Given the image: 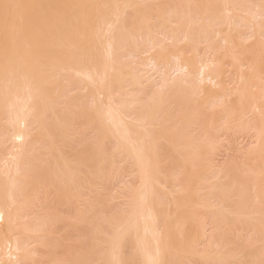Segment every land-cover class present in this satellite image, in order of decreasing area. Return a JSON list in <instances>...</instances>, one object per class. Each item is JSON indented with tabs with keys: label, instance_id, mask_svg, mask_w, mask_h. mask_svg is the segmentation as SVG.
Instances as JSON below:
<instances>
[{
	"label": "bare ground",
	"instance_id": "obj_1",
	"mask_svg": "<svg viewBox=\"0 0 264 264\" xmlns=\"http://www.w3.org/2000/svg\"><path fill=\"white\" fill-rule=\"evenodd\" d=\"M72 117L89 125L85 152ZM230 129L253 131L248 157L232 161L247 179L212 164L226 150L213 133ZM102 176L122 181L120 215L98 217ZM249 179L264 208V0H0V264H264ZM233 231L240 250H261L244 261L220 240Z\"/></svg>",
	"mask_w": 264,
	"mask_h": 264
},
{
	"label": "rangeland",
	"instance_id": "obj_2",
	"mask_svg": "<svg viewBox=\"0 0 264 264\" xmlns=\"http://www.w3.org/2000/svg\"><path fill=\"white\" fill-rule=\"evenodd\" d=\"M251 1H252V0H251ZM256 1H258V0H253V3H255ZM214 27H215V29H218V28H217V25L214 26ZM218 27H219V25H218ZM219 29H221V26H220ZM210 38H211V37H210ZM208 39H209V38H208ZM211 40H212V38H211ZM138 41H139V40L136 41V44L140 45L139 42H141V40H140L139 42H138ZM207 41H210V39L207 40ZM207 41L205 42V45H206V43H208ZM141 43H142V42H141ZM199 43H200V42H199ZM217 43H218V42H217ZM219 43H220V41H219ZM136 44H135V45H136ZM200 44H201V45H200L201 47H202V45H204V44H202V43H200ZM220 44H221V43H220ZM138 45H137V46H138ZM221 45H222V44H221ZM137 46H136V47H137ZM141 46H142V44L140 45V47H141ZM143 46H144V45H143ZM218 46H219V45H218ZM128 47H130L129 49H132V48H131L132 46H128ZM138 47H139V46H138ZM203 47H204V46H203ZM203 47H202V52H204L203 49H205V47H204V48H203ZM141 48H142V47H141ZM198 48L200 49V47H198ZM126 49H128V48H126ZM126 49H125V50H126ZM129 49H128V50H129ZM200 50H201V49H200ZM199 53H201V51H199ZM127 55H128V54H126V55H124V56H127ZM207 64H209V63H207ZM230 76H232V78L234 79V74H233V73H232V75L230 74ZM228 77H229V76H228ZM232 78L230 79L231 81H232ZM231 83H232V82H231ZM150 87H151V86H150ZM152 87H153V89H155L154 86H152ZM152 87H151V88H148V91L151 89V93H152V90H153ZM153 91H154V90H153ZM149 92H150V91H149ZM76 98H77V97H76ZM76 98H75V99H76ZM79 98H80L81 100H80ZM79 98H77L78 101H79V100L82 101V99L84 100V98H85V100H87V98H89L90 100H89V99H88V100H89V101H92V99H91L90 97H87V98H86V96H82V97L79 96ZM89 101H88V103H90ZM82 102H83V101H82ZM82 102H81V104L83 105V107H84L85 109H87V107L90 109V107H91L90 105H88V104L86 103V104L88 105V106H87V105L85 104V101H84L83 103H82ZM86 102H87V101H86ZM92 102H93V101H92ZM79 103H80V102H79ZM84 105H85V106H84ZM91 105H93V104L91 103ZM89 106H90V107H89ZM210 110H212V109L209 108V111H210ZM210 112H212V111H210ZM210 112H208L209 115H211ZM201 113H203L204 116H205L206 118L204 117V118H205V119H204L202 115H201V118H200V116H199V114H198V116H199L198 121L203 122V124H205V125H208L209 123H208V124L206 123V122H207L206 119L209 118V120L211 121V118H212L211 116H212V115H211V116H208L206 110H205V112L203 111V112H201ZM210 117H211V118H210ZM253 117H254V116H253ZM253 117L251 116V120H252ZM78 118L80 119V117H77V118H76V117H72V118H71V121H72V122H73L74 120H75L74 122H76V120H77L76 125H73V126H76V127H74L75 129H73V130H76L77 133H78L79 130H81L80 133H83V132H84L85 134L83 133V135H84V137H86V136H88V135H86V133L89 132V131H87V125H88V123H87V122H83V121H85L86 119H85V118H82L83 121H82V124H81V123H80L81 120L79 121ZM202 118H203L204 120H206V122L203 121ZM253 119H255V117H254ZM209 120H208V122H210ZM251 120L249 119V122H250ZM78 121H79V122H78ZM252 121H253V120H252ZM74 122H73V124H74ZM200 122H198V124H199ZM86 123H87V124H86ZM85 124H86V125H85ZM81 125H82V126H81ZM84 125H85L86 128L83 127ZM196 125H197V124H196ZM199 125H200V124H199ZM205 125H204V126L201 125V126L203 127V128H202V132H203L204 134H205V131H206V130H204V129H205V128H206V129H209V127L207 128V127H205ZM80 127L83 129V132H82V129H81ZM196 127H197V126H196ZM84 128H85L86 130H85ZM198 128H200V127L198 126ZM88 129H89V125H88ZM196 129H197V128H196ZM236 129H237V128H236ZM236 129H233V130L236 131ZM198 130H200V129H197V131H196L197 133H198ZM203 130H204V131H203ZM213 130H214V131H216V130H217V131H220L221 129H219V130H218V129H213ZM213 130H211V131L213 132ZM230 130H231V129H230ZM230 130H228V131L230 132ZM244 130H246V129H243V131H244ZM76 131H74V133H76ZM85 131H86V132H85ZM209 131H210V130H209ZM222 131H223V130H221V132H222ZM240 131H241V129H240ZM240 131H239V132H240ZM246 131H247V130H246ZM248 131H250V130H248ZM192 132H193V130H192L190 133H192ZM196 132L194 131V132L192 133L194 137H195L194 133L196 134V137H197V136H198V137H201V136L203 135L202 132H201V130L199 131V132H200V135L202 134L201 136H200V135H197ZM206 132H207V131H206ZM221 132H217V133L214 132L213 134H215V135H213L212 133L209 132V134H212L213 136H218V137H217L218 140H217V138L214 139V140H216V141H218V142H219V139L222 140V141L219 142V146L222 147V145H223V147L226 149V150H224V149L221 150V149L219 148V149H217V151H216L218 154L213 155L215 152H213V153L211 154V156H213V158L211 157V158H212L211 161L213 162L212 164H214L215 161L217 162V163L215 162V165L220 163V166H221V167H222L221 162L224 163L225 165H227V163H228V165L231 164L232 167H230V166H228V165L225 166V165L223 164V167L225 166L224 168H225V169L227 168L226 171L228 172V174H229V175H232V173L235 172L234 175H236V174H237V171H238V173L240 174V171H241V169L239 170V168L241 167V166H240V165H241L240 162L243 163V162H242L243 160H242V157H241V156H242V155H245V154H246V155L248 154V153H245V152H246L245 150L248 151V148H249V149H250V148H251V149L253 148V147H252V140H255V138L253 139V136H254V135L252 136L253 131H251L252 134H247V135L245 134V132H243V133H242V132L238 133V130L236 131L237 134H240V135L243 134V136L237 135L236 133L233 134V133H232V130H231V134H230V133L228 134L227 130L225 131V132H227V133H226L227 136H226L225 133H224L225 136H223V134H222ZM77 133H76V134H77ZM90 133H91V131H90ZM71 134H72V133H71ZM78 134H79V133H78ZM78 134H77V135H74L75 138H74V136H72L73 134H72L70 137H73V139H76V136H77V139H78V138H81V141H83V140H84L85 142L87 141L88 143H84V141H83V144L85 145V148H86V149H88V148L90 149V145L92 146V143L89 142V140L87 139V137H86V140H85V139H83V137H79L80 134H79V135H78ZM88 134H89V133H88ZM218 134H219V135H218ZM220 134H221L222 136H221ZM81 135H82V134H81ZM81 135H80V136H81ZM85 135H86V136H85ZM228 135H230V136H228ZM248 135H249V136H248ZM89 136H90V135H89ZM91 136H92V133H91ZM203 136H204V135H203ZM209 136H211V135H209ZM245 136H246V137H245ZM247 136H248V137H247ZM196 137H195V138H196ZM198 137H197V139H199ZM219 137H220V138H219ZM232 137H233V138H232ZM241 137H243V138H241ZM251 137H252V138H251ZM91 138H92V137H91ZM91 138H90V139H91ZM209 138H211V137H209ZM225 138H226V139H225ZM61 139H62V138H61ZM77 139H76V140H77ZM211 139H212V138H211ZM223 139H224L225 142L223 141ZM56 140H59V141H57L58 143L62 142V141L60 140V137H58V139L56 138ZM91 140H92V139H91ZM69 141H70L71 143L73 142L72 139L68 140L67 142H66V140H65L67 146L71 145V144L69 143ZM92 141H93V140H92ZM250 141H251V142H250ZM77 142H78L77 146H78L79 143H80V147H81V142H79V139H78ZM77 142L75 141V142H73V143L75 144V143H77ZM67 143H68V144H67ZM73 143H72V144H73ZM213 143H217V142L214 141ZM220 143H222V145H220ZM250 143H251V144H250ZM88 144H89V145H88ZM110 144H111V143H110ZM110 144H109V146H110ZM217 144H218V143H217ZM229 144L231 145L230 147H229ZM254 144H255V143H254ZM254 144H253V146H254ZM75 145H76V144H75ZM84 145H82V147H81V149H83L82 152H85ZM86 145H87V146H86ZM111 145H112V144H111ZM224 145H225L226 147H225ZM37 146H39V145H37ZM37 146H35V148H36ZM71 146H73V145H71ZM71 146H69L70 149H72L73 147L75 148L74 150L72 149L73 151H75V152H80V151H81L80 148L76 151V146H73L72 148H71ZM227 146H228L229 148H227ZM40 147H42V146H40ZM40 147H39V148H40ZM223 147H222V148H223ZM35 148H34V149H35ZM39 148L37 147V149H35V152H36V153H41L42 151H43V152L45 151V148L42 147V149L40 148V150H39ZM110 148H112V147L110 146ZM89 149H88V150H89ZM106 149H107L108 151H110L109 147H107ZM37 150H38V151H37ZM88 150H87V151H88ZM220 150H221L222 152H221ZM223 150H224V152H225L226 154L229 153V152H230V153L226 155V154L223 152ZM228 150H229V151H228ZM39 151H40V152H39ZM226 151H227V152H226ZM244 151H245V152H244ZM250 151H251V150H249L248 152H250ZM219 152H221V153H219ZM242 152H243V154H242ZM244 153H245V154H244ZM223 154H224V155H223ZM246 155H245V156H246ZM214 156H215V157H214ZM245 156H244L243 158L248 157V156H246V157H245ZM240 157H241V158H240ZM214 158H215V159H214ZM213 159H214V160H213ZM249 159H250V158H249ZM229 160H231V161L229 162ZM238 160H239V161H238ZM240 160H241V161H240ZM226 161H227V162H226ZM232 161H234L235 163L238 162V164H240V165L235 164V163L232 162ZM231 162H232V163H231ZM245 162H246V161H245ZM233 163H234V164H233ZM218 166H219V165H218ZM220 166H219V167H220ZM234 166H235V168H236L237 170H236L235 168H233ZM216 167H217V165H216ZM217 168H218V167H217ZM229 168L232 169V170H230V171H231V174H230L229 171H228ZM241 168H242V167H241ZM130 169H131V168H130ZM128 170H129V169H127V172H128ZM243 170H244V171H241V173H242V175H243L241 178L247 179V178L244 176L245 174L243 173V172H245V167L243 168ZM130 171H131V170H130ZM179 171H180L179 169L175 171V172H176V175H180V174L178 173ZM124 172H126V170H125ZM175 172H174V173H175ZM128 173H129V172H128ZM177 173H178V174H177ZM115 174H116V173H115ZM239 174H237V176H239ZM108 175H110V174H108ZM112 175H114V173H112L111 176H112ZM118 175L120 176V177H119L120 180H123V181L125 180V179H122V178H121L122 175H123V173H122V174H116L115 177H117V179H118ZM234 175H232V176H234ZM125 176H126V177H125ZM104 177H105V178H103V176H102L103 180H100V179H101V178H100L99 180H100L101 182L98 181V183L101 184L102 181L109 180V178L107 179V176H104ZM115 177H114V178H115ZM123 177L128 178V177H127V174H124ZM111 178H112V177H111ZM114 178L111 179L112 181L109 180V181H107V182H106V181L103 182V184H102V185L104 186L103 189L101 188L102 185H97V186H99V187L101 188V192H103V191L105 192V193L103 192L104 194L101 193V192H99V193H100V196L103 195V196H102L103 198H102V197H101V198H102L104 201L101 200L99 194H98L99 197H97V198L94 197V196H97L96 194L93 195V198H94L93 200H99V198H100V200H99V201H100V202H99L100 204L98 205V208H96L97 210L100 209V211H96V212L98 213V217H100V215H103V214H101V213H103V212H104V215H106V214H107V215H113V214H114V215H117L116 212H117L118 210H119V214H118V215H120V212L122 213L123 210H124V209H122V207H125V206H123V204L121 203L122 201L119 202V203H121L122 205L117 204V202H118L119 200H117V199L115 198L114 201L117 200V201L115 202L116 204L113 203L114 201H113V196H112V194H113V195L115 194L116 197H118L119 195H118L116 192H114V191H115L116 189H117V191H119V189H118L119 187H117L118 185L122 187V185H120V184L122 183V181H120V182H119V181H115V180L113 181ZM179 178H182V177H181V176H179V177L177 176V179H179ZM239 178H240V177H239ZM251 178H253V177H251ZM115 179H116V178H115ZM249 180H250V181H249ZM249 180L246 181L245 183H249V182L253 183V182H252L253 179H252V181H251V179H249ZM126 181L128 182L129 179H127ZM136 181H137V180H136ZM185 181H187V179H185ZM239 181H240V179H239ZM132 182H133V181H132ZM182 182L185 183L184 180H183ZM228 182H229V180H227V182L225 181V182L223 183L224 186H226L225 183L228 184ZM240 182H241V181H240ZM95 183H96V182H95ZM104 183H105V184H104ZM116 183H117V184H116ZM119 183H120V184H119ZM125 183H126V182H125ZM134 183H135V181H134ZM136 183H137V182H136ZM136 183H135V184H136ZM242 183H244V181H242ZM251 183H249V185L247 184L248 187H246V189L248 190V191H247V197L249 196L250 199L254 197V196L251 195V192H252V189L250 188V186L252 185ZM109 184H111V185H109ZM115 184H116V185H115ZM126 184H127V183H126ZM135 184H133V183L130 184V183H129V185H133L134 187L137 186V184H136V185H135ZM250 184H251V185H250ZM105 185H107V187H106ZM114 185H115L116 187H115ZM183 185H185V184H183ZM247 185H244V186H247ZM125 186H126V185L124 184L123 187H125ZM127 186H128V184H127ZM127 186H126V188H130L129 186H128V187H127ZM252 186H253V185H252ZM99 187H98V188H99ZM112 187H113L114 189H113ZM100 188H99V189H100ZM110 188L113 189V190L111 191ZM216 188L218 189V188H220V187H216ZM216 188H215V189H216ZM222 188H223V185H222ZM218 190L221 191L222 189H218ZM218 190H217V191L215 190L214 192H220V191H218ZM250 191H251V192H250ZM110 192H111V193H110ZM220 193H221V192H220ZM220 193H219V195H220ZM252 193H253V192H252ZM101 194H102V195H101ZM105 194H106V195L108 194V198H107V196H106ZM211 194H214V195H215L216 193H211ZM87 195L90 196L89 194H86V198H87ZM115 195H114V196H115ZM217 195H218V193H217L215 196H213L214 198H213V197L211 198V196L209 195V196H210V197H209V200L214 199L213 201H215L216 198H217ZM219 195H218V196H219ZM105 196H106V197H105ZM109 196H111V197H109ZM91 197H92V196H91ZM91 197H89V199H92ZM52 198H53V197H51V200H50V201H51V206H52V203H54L53 205L55 206L56 204H58V202H57V201H54V200H55V199H59V198L54 197L55 199L53 198V200H52ZM109 198L112 199V200L110 199L111 206H109V209H108V208H105V211H106L107 209L109 210V211L107 210V211L109 212V214H108L107 212H105V211L103 210V209H104V208H103V206H104L103 204H104V202H106L107 205H108V204H109ZM105 199H106V201H105ZM209 200H208V203H209ZM52 201H54V202H52ZM101 201L103 202V204H102ZM107 201H108V202H107ZM213 201H212V202H213ZM253 201H254V199H253ZM253 201H252V199H251V203H252ZM59 203H61V202H60V199H59ZM123 203H124V202H123ZM112 204H114V207H115V205H116V207L114 208V207L112 206ZM209 204H210V203H209ZM252 204H254V203H252ZM49 205H50V202H49ZM49 205H48V206H49ZM101 205H103V206L101 207ZM211 205H212V203H211ZM215 205H216V204H213L212 206H215ZM254 205H255V206H254L253 208H255V209L260 208L261 210H264V208L262 207V204H257V203H256V204H254ZM60 206H61V204L59 205V207H60ZM256 206H259V207H256ZM59 207H58V206H57V207L55 206V208H57V209H59ZM99 207H100V208H99ZM105 207H106V204H105ZM112 207H113V208H112ZM55 208L53 209V211L58 212L59 214H61L60 212H62V210H63V214H61L62 216L67 217V216L70 214V211L72 212L71 215L74 216V215H73L74 212H73V209H72L73 207H72V208H71V207L68 208V209H70V210H67V208H63V207H62V208H63V209H62V208L60 207V210H59L60 212H59L57 209H55ZM110 208H111V211H113V214H112V212L110 211ZM119 208H120L121 210H120ZM96 209H95V210H96ZM101 209H102V210H101ZM49 210H51L50 207H49ZM56 210H57V211H56ZM65 210H67L68 213H67V211L65 212ZM116 210H117V211H116ZM114 211H116V212L114 213ZM49 212H50V211H49ZM49 212H48V213H49ZM51 212H52V210H51ZM51 212H50L49 214L47 213V216H48V215H49V216L51 215L50 217H53L54 214H53V212H52V213H51ZM55 212H54V213H55ZM64 212H65V213H64ZM263 212H264V211H263ZM117 213H118V212H117ZM52 214H53V215H52ZM56 214H57V213H56ZM56 214H55V215H56ZM67 214H68V215H67ZM71 215L68 216L67 218L70 217V220H71V221L75 220V218L73 219V217H71ZM212 215H214V214H212ZM212 215H211V217H212ZM212 219H213V217H212ZM92 220H97V218L95 219L94 216H91V217L89 218V221L93 222ZM69 223H70V222H69ZM210 225H212V224H210ZM213 227H214V228H213ZM237 227H238V226H237ZM237 227L234 226L233 228H234V229H238V228H240V226H239L238 228H237ZM55 228H56V227H55ZM60 228H61V226H59L58 228H56V229H58V233L61 232V231H60ZM216 228H217V227H216ZM62 229H63V228H62ZM211 229H212V230H211ZM213 229H214V230H213ZM219 229H220V230H219ZM219 229L217 228L216 232L218 231V233H219V232L222 233L221 228H219ZM239 230H240V229H238L237 231L240 232V233L238 234L239 237H240V239H241V237H243L242 239L246 242V244H247V245L250 244L249 242H247V241L245 240V237H244L243 235H245L244 233H246V234H247V233L250 234L249 232H250L251 229L248 228L249 232H248V230L245 231L246 228H245V229H242V231H244L243 233L241 232V230H240V231H239ZM212 231L215 232V226L210 227V232H209V227H208V230L206 231V239H207L208 237H209L208 240L211 239L210 237H211L212 235H214V233L211 235V232H212ZM231 231H232V228H231ZM235 231H236V230H235ZM56 232H57V231H56ZM208 232H209V236L207 237ZM233 232H234V231H233ZM233 232H231V235H230V233L228 232V233H227V236H226V234L223 233L225 237H223V236H221L220 234H218V236H219V235L221 236V239L219 238V239L221 240V242L223 241V239H224V241L227 240V243H228V244H227L226 241H225V243L223 242L224 245L227 244V245L229 246V244H230V243H233V242H234L235 245H237V241H236L237 238H235V237H236V233H238V232H236V233H235V232L233 233ZM87 233L89 234L90 232L87 230ZM241 233H242V236L240 235ZM233 234H235V236H233ZM86 235H87V234H85V238H86ZM238 235H237V236H238ZM87 236L90 237V234L87 235ZM215 236H216V235H214L213 237L215 238ZM229 236H230L231 239L228 238ZM88 237H87V238H88ZM239 237H238V238H239ZM249 237H250V236H249ZM226 238H227V239H226ZM233 238H234V239H233ZM246 238L248 239V235L246 236ZM252 238L254 239V236H253ZM252 238L250 237L249 239H252ZM255 238H256V236H255ZM216 239H217V238H216ZM216 239H215V241H217ZM228 239H229L231 242H229ZM235 239H236V240H235ZM256 239H257L258 242L255 240V244L260 243V242H259L260 240L258 239V236H257ZM59 240H60V239H59ZM208 240H207V241H208ZM54 241H56V242H55L56 244L60 243V244H61V247H62V245H63V244H62L63 241H61V242H62V243H61L60 241H58V238H55L54 240H52L53 243H54ZM211 241H212V240H211ZM211 241L209 240L208 243L211 242ZM235 241H236V243H235ZM249 241H250V240H249ZM252 241H253V240H252ZM238 242H239L240 244H242V245L244 244V245H245V248L247 247L246 244H245V242H241V240L238 241ZM64 243H65V242H64ZM205 244H206V243H205ZM205 244H204V245H205ZM240 244H239V247L243 248L242 245L240 246ZM251 244L253 245V244H254V241H253ZM58 245H59V244H58ZM66 245H68V243H67ZM204 245L202 244L201 248H200V246H199V248H200L199 250H202V249H204V248L207 247V246H204ZM206 245H207V244H206ZM227 245H226V246H227ZM256 246H258V247H257V248L255 247V248H254L255 250L253 249V250H251V252H248V251H250V249H248V250L245 251L244 249H243V250H240L241 248L239 249L238 245H237L236 247H238L237 249H238L240 252H241V251L243 252L242 256H241V255H239V256L244 257V256L247 255V253H248L249 256H250L251 254L253 255L254 253H255L254 255H256V254H257V252H256L257 249L261 250V248H260L259 245H256ZM63 247H64V246H63ZM261 247H262V246H261ZM66 248H67V246H66ZM247 248H248V247H247ZM61 249H62V248H61ZM63 249H64V248H63ZM244 251H245V252H244ZM258 252H259V251H258ZM244 253H246V254H244ZM249 253H250V254H249ZM241 257H240V258H241ZM247 257H248V256H247ZM247 257H244V258H242V259L245 261ZM250 257H253V256H250ZM250 257H248V258H250ZM242 259H240V260H242ZM250 259H251V258H250ZM195 260H196V259H195ZM195 260H193V261L195 262ZM247 260H248V261H247ZM247 260H246L247 263H249V259H247ZM196 261H197V260H196ZM246 261H245V262H246ZM194 262L191 263V264H194ZM245 262L240 261L241 264H242V263H243V264H247V263H245ZM195 264H198V261L195 262ZM199 264H200V263H199Z\"/></svg>",
	"mask_w": 264,
	"mask_h": 264
}]
</instances>
